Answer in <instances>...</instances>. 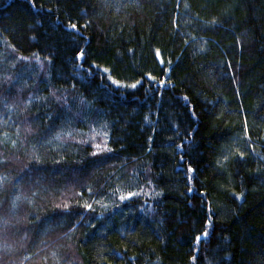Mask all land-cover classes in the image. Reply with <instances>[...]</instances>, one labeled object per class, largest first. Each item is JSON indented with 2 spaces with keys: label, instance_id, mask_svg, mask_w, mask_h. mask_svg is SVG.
<instances>
[{
  "label": "trees",
  "instance_id": "1",
  "mask_svg": "<svg viewBox=\"0 0 264 264\" xmlns=\"http://www.w3.org/2000/svg\"><path fill=\"white\" fill-rule=\"evenodd\" d=\"M0 264H264V0H0Z\"/></svg>",
  "mask_w": 264,
  "mask_h": 264
},
{
  "label": "bare ground",
  "instance_id": "2",
  "mask_svg": "<svg viewBox=\"0 0 264 264\" xmlns=\"http://www.w3.org/2000/svg\"><path fill=\"white\" fill-rule=\"evenodd\" d=\"M28 74H31V73H28ZM34 76L35 75H30L29 77L34 78ZM44 80H45L46 83H51L52 82L51 79H49L48 77H46Z\"/></svg>",
  "mask_w": 264,
  "mask_h": 264
}]
</instances>
